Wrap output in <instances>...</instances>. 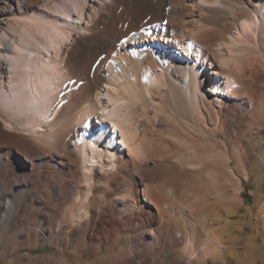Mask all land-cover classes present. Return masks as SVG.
I'll use <instances>...</instances> for the list:
<instances>
[{"label": "bare ground", "instance_id": "6f19581e", "mask_svg": "<svg viewBox=\"0 0 264 264\" xmlns=\"http://www.w3.org/2000/svg\"><path fill=\"white\" fill-rule=\"evenodd\" d=\"M0 19L2 264H258L264 0H0Z\"/></svg>", "mask_w": 264, "mask_h": 264}, {"label": "rangeland", "instance_id": "374dc122", "mask_svg": "<svg viewBox=\"0 0 264 264\" xmlns=\"http://www.w3.org/2000/svg\"><path fill=\"white\" fill-rule=\"evenodd\" d=\"M2 20L0 19V22ZM255 188V184L253 182V179L250 178V180L248 181H244L243 182V190L241 192V197H242V204H241V208L240 211L235 214L234 216L231 217L230 221L231 223H236V222H240L244 219L247 220L248 224L245 227L244 230V236L249 235V233L255 231V229L252 228L251 223L254 224L256 227L260 228V220H257V211L259 209V204L255 199V196L252 194V191ZM250 211H252V214H250ZM261 230V228H260ZM239 231H236V233H238ZM264 242V238L262 235V232H260L259 237H258V245H259V251H257V253L254 255L256 258L260 257L258 260V264H264V254H263V246L261 245ZM240 244H243V242H241ZM48 249H34L31 250L30 252L33 255L39 254L41 252L47 251ZM0 264H2L0 262ZM207 264H214L211 260L207 261Z\"/></svg>", "mask_w": 264, "mask_h": 264}]
</instances>
